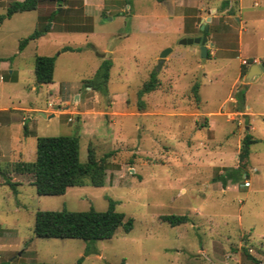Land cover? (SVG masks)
I'll list each match as a JSON object with an SVG mask.
<instances>
[{
  "label": "rangeland",
  "instance_id": "374dc122",
  "mask_svg": "<svg viewBox=\"0 0 264 264\" xmlns=\"http://www.w3.org/2000/svg\"><path fill=\"white\" fill-rule=\"evenodd\" d=\"M13 1L0 0V15ZM87 1L69 0L63 9L73 23L93 30L98 16L94 34L51 33L20 50L38 16L58 7L54 1L0 22V109L11 108L0 113V137L12 108L27 109L18 110L20 135L0 140V261L69 263L83 256L82 264H254L248 252L264 264V114L250 113V105L264 111V73L247 86L243 111L236 99L245 82L243 67L264 60L247 57L255 48L248 34L257 23L251 19L264 14V0L260 6L244 1L249 20L242 23V54L239 0ZM226 1L233 4L225 7ZM214 7L219 11L209 22L211 52L204 58L199 45L180 41L204 35L202 19ZM231 7L234 14L228 13ZM65 45L81 50L62 51ZM167 47L175 51L158 70ZM37 54L56 57L53 83L36 82ZM104 57L113 61L108 94L86 86ZM152 72L160 85L143 95L141 109L138 91ZM32 105L55 116L45 118ZM247 131L260 140L251 146L247 167L224 187L216 177L239 165ZM56 135H78L83 162L89 146L98 158L111 153L103 186L39 194L32 175L13 171L17 162L35 159L38 136ZM6 179L17 184L13 188ZM109 198L126 219L133 218L130 231L121 226L112 238L95 241L34 234L38 210H105ZM165 214H186L189 221L170 225L160 219Z\"/></svg>",
  "mask_w": 264,
  "mask_h": 264
},
{
  "label": "trees",
  "instance_id": "16d2710c",
  "mask_svg": "<svg viewBox=\"0 0 264 264\" xmlns=\"http://www.w3.org/2000/svg\"><path fill=\"white\" fill-rule=\"evenodd\" d=\"M54 1L57 6L48 14L38 16L35 30L27 37L21 39L19 49L23 50L31 41L40 38L51 31L58 32H91L93 27H84L73 23L63 7L67 6L69 0H15L8 6L6 14L0 15V22L5 18L11 17L16 12L37 9L40 3ZM128 5L130 0H126ZM224 6H230V1L224 2ZM229 14H234V9H228ZM201 30V28H200ZM186 32L194 33L195 30L188 29ZM208 35V32L201 30ZM80 47L65 45L62 51H79ZM210 57V51L207 54ZM56 57L54 55L37 54L34 60V72L38 84L54 82ZM113 66L111 58L104 57L96 73L86 80V86L104 94L109 93L108 82L110 71ZM248 67H243L242 74L246 75ZM160 85V80L156 72H152L150 78L144 82L138 91L140 108H145L142 101L144 94L154 91ZM247 89H239L236 94L238 110L243 111L246 101ZM195 98L200 100L198 94V83L194 85ZM260 139L247 131L242 139L239 152V165L233 169H226L216 180L222 181L226 186L227 180L235 177L237 172H242L248 164L251 146ZM111 153H106L98 158L93 146H89L88 159L86 162L80 159V137L78 135H56L38 136L36 157L32 161H19L13 171L19 174H30L33 176V184L39 194L59 195L64 194L70 186H103L107 179L109 162L107 157ZM5 183L13 188L16 182L6 179ZM117 201L109 198V205L105 210H98L90 207L87 210H38L35 216L34 234L37 237L46 238H79L85 241L110 239L119 229L123 227L126 232L133 227V218L126 219L125 213L116 209ZM162 221L170 225H179L189 221L186 214H165L161 215ZM89 249H87V252ZM248 257L254 264H263L262 261L247 252ZM84 257L81 256L75 262L56 263V262H16L13 260H3L0 264H82ZM121 264V263H120Z\"/></svg>",
  "mask_w": 264,
  "mask_h": 264
},
{
  "label": "crops",
  "instance_id": "0c3cea01",
  "mask_svg": "<svg viewBox=\"0 0 264 264\" xmlns=\"http://www.w3.org/2000/svg\"><path fill=\"white\" fill-rule=\"evenodd\" d=\"M245 0H239V4H238V10H239V14L235 15V18H236V21L237 22V29H238V48H237V52L238 54H242V52L244 51V37H243V31L245 30V28H242V23L243 22H247L249 19L244 20V12L245 10L248 8V6L245 5L244 3ZM254 2V5L255 6H260L261 3L258 2V0H253ZM85 4L88 3L87 0H85L84 2ZM231 4H233V1L230 2ZM41 4V3H40ZM97 9H99V7H97ZM212 9H215L214 12L216 11H219L218 8L214 7ZM212 9H211V12L209 14H207V16H205L204 19H202L203 21H206L207 18L210 16L211 19L210 21L207 22V25L209 26V22H212L213 21V14L214 12H212ZM249 9V8H248ZM247 13V12H246ZM97 17L98 16H95V21H94V30L91 31V32H76V33H83V34H94L96 32V28H97V24L99 23L98 20H97ZM184 16H180L178 17L179 20L183 19ZM262 17V18H261ZM112 20V19H111ZM253 20L252 23L255 24V28H254V31H252L250 34H248L250 37V41H252L253 45L255 46V48H253L250 56H247V57H253L256 61L258 60H261V59H264V14H262L260 16V19L257 20V19H251ZM261 23V24H260ZM178 29L180 30V28L178 27ZM51 33H63V32H58V31H51V32H48L47 34L41 36L40 38H38L39 40L41 38H43L44 36L48 35V34H51ZM246 37V36H245ZM248 38V39H249ZM210 44H214L215 45V42H211L210 41ZM258 45V46H257ZM200 48V47H199ZM200 52H201V49H199ZM217 50H220L222 52L224 51H227L228 53V50H230L229 48H226V47H221V46H218ZM172 51H175V49L173 48ZM208 51L211 52V46H209L208 44ZM41 55H44V54H41ZM240 56V55H239ZM167 59V57H166ZM165 59V60H166ZM11 73L13 74L14 73V70L11 71ZM33 90H36L38 91L39 90V87H35L33 86L32 87ZM11 108H4V109H0V113L3 112V111H8L10 110ZM14 109L13 112H10L9 115H6L5 117V120L3 121V123L1 124V131L4 133L3 136L0 137V140H2L3 138L5 140H8L10 139V135L14 132V133H18L20 135V129L22 128V126H24V122L21 121L20 119V116L18 115V110H27V109H24L23 107L21 108H18V107H14L12 108ZM250 113L256 115H260V114H264V111H261V110H255L254 108L251 107L250 105ZM30 110L32 111H36V113H38L40 115V111H43L46 116H44L45 118H51L53 116H55L52 112L51 113H48V111L46 109H42L36 105H32ZM1 119V118H0ZM25 129H27L28 131L30 130L31 131V128L30 127H26ZM17 138L22 141V139L20 138V136ZM260 139V138H258Z\"/></svg>",
  "mask_w": 264,
  "mask_h": 264
},
{
  "label": "water",
  "instance_id": "95a60500",
  "mask_svg": "<svg viewBox=\"0 0 264 264\" xmlns=\"http://www.w3.org/2000/svg\"><path fill=\"white\" fill-rule=\"evenodd\" d=\"M215 9H212V12H214ZM211 17L209 16L206 21H203L200 28L201 30H205L206 32L209 31V26L207 25V22L210 21ZM182 44H195L199 45L201 49V55L202 57H207L208 54V35L204 34L202 36H195V37H183L180 41ZM172 51L171 47L165 48V50L161 53L159 64L157 66V69L159 70L162 66L163 61L166 59L167 55ZM264 73V60L260 63H253L250 65L246 75H245V82L242 85V89H246L247 86L254 81V79ZM40 115L46 116V114L43 111L39 112Z\"/></svg>",
  "mask_w": 264,
  "mask_h": 264
},
{
  "label": "built area",
  "instance_id": "2783aa9c",
  "mask_svg": "<svg viewBox=\"0 0 264 264\" xmlns=\"http://www.w3.org/2000/svg\"><path fill=\"white\" fill-rule=\"evenodd\" d=\"M245 63H246V61H244ZM227 115H230V113H226ZM246 184H248V182L246 183Z\"/></svg>",
  "mask_w": 264,
  "mask_h": 264
}]
</instances>
